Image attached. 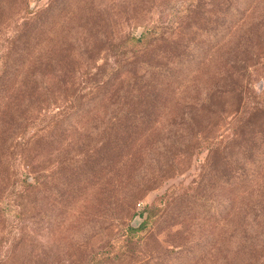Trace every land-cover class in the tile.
I'll return each instance as SVG.
<instances>
[{"label": "trees", "instance_id": "trees-1", "mask_svg": "<svg viewBox=\"0 0 264 264\" xmlns=\"http://www.w3.org/2000/svg\"><path fill=\"white\" fill-rule=\"evenodd\" d=\"M31 1L0 0V264H66L69 242L112 226L75 264H264V96L247 100L258 0ZM207 109L229 116L225 136L203 133ZM203 148L194 183L128 222ZM77 222L68 245L45 238Z\"/></svg>", "mask_w": 264, "mask_h": 264}, {"label": "rangeland", "instance_id": "rangeland-1", "mask_svg": "<svg viewBox=\"0 0 264 264\" xmlns=\"http://www.w3.org/2000/svg\"><path fill=\"white\" fill-rule=\"evenodd\" d=\"M30 3L32 1L30 0ZM167 5H169L168 2H166ZM162 6V5H161ZM160 5H156L152 7L150 12H147V16L145 15L144 18L141 20V23L148 21L149 19H155L157 16L158 12L161 10ZM163 8V7H162ZM255 11H260L264 9V0H258L255 5H254ZM264 12V10L262 11ZM255 29L252 31L250 34V39L254 43V52L257 53L258 60L257 62H254L248 66V91L247 92V100L249 101H263L262 98L264 96V79H263V74H264V19H259L257 21L256 25H252L251 29ZM121 30L122 31H136L138 32L140 30L139 26H132L129 24H121ZM244 51L249 52V49H245ZM101 59L98 58L97 62H99ZM200 83L201 80H198ZM203 82L200 83L202 85ZM264 99V98H263ZM218 97L214 98V102L219 106L218 102ZM222 107V103H221ZM223 107H224V102H223ZM209 108V107H208ZM204 113L207 114V118L202 122V125L206 124V130L203 132L207 136H215V137H222L225 136L228 133V126H227V118L229 116H224V119L216 117V114L213 115L212 112L205 110ZM230 113V112H228ZM226 115V114H225ZM213 116V118H211ZM207 122V123H206ZM201 125V126H202ZM205 155V149H200L198 153L193 156L188 163V165L181 170L180 172L177 173H172L169 176L161 179L160 181L154 183L151 187L146 189V191L141 195V197L135 202L134 205V214L131 215V217L128 218V222H131L134 218H137L138 221L142 219V216L137 213L138 211L144 209L146 205H149L152 203L154 198L163 193L167 187L173 184H177L178 182L182 181V183H194V177L197 174V172L200 170V165L203 161ZM83 196L78 197L74 199L71 202V212L73 213L74 216L77 218V213L79 208L82 205V200ZM211 226L208 222H201V221H193L189 225H187L188 229L191 228L193 233L196 231H199L201 229L206 230L205 228H208ZM217 226V225H216ZM219 227V226H218ZM220 229V228H219ZM5 232V229L2 230ZM85 229L82 227L81 222H77L75 226H72L69 229L66 230H61V232H57L54 237L51 238V235L48 234L45 238L51 243V244H66L68 245V242L72 239L70 237V233H76L77 235L80 233H84ZM116 227L112 226L110 229H102L100 230L99 233L91 234L87 238V248L83 250L81 248L80 251L76 249L75 247L69 248L70 247V242L68 245L67 251L64 252V255H62L63 261L66 264H75V263H80L84 261L88 256V252L91 250L95 249H101L106 246L107 241L110 239L111 236H113L116 232ZM148 234V233H147ZM73 235V234H72ZM145 235V234H144ZM63 239V240H61ZM220 242V239L218 240ZM217 245V242H216ZM83 250V251H82Z\"/></svg>", "mask_w": 264, "mask_h": 264}, {"label": "water", "instance_id": "water-1", "mask_svg": "<svg viewBox=\"0 0 264 264\" xmlns=\"http://www.w3.org/2000/svg\"><path fill=\"white\" fill-rule=\"evenodd\" d=\"M138 219L137 218H134L132 221H131V224L132 225H136L138 223Z\"/></svg>", "mask_w": 264, "mask_h": 264}]
</instances>
